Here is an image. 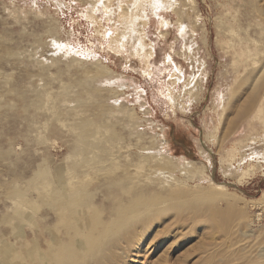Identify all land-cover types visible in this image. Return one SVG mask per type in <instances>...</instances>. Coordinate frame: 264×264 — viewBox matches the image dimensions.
I'll list each match as a JSON object with an SVG mask.
<instances>
[{
	"label": "rangeland",
	"instance_id": "374dc122",
	"mask_svg": "<svg viewBox=\"0 0 264 264\" xmlns=\"http://www.w3.org/2000/svg\"><path fill=\"white\" fill-rule=\"evenodd\" d=\"M161 1L0 0V264H264V0Z\"/></svg>",
	"mask_w": 264,
	"mask_h": 264
},
{
	"label": "bare ground",
	"instance_id": "6f19581e",
	"mask_svg": "<svg viewBox=\"0 0 264 264\" xmlns=\"http://www.w3.org/2000/svg\"><path fill=\"white\" fill-rule=\"evenodd\" d=\"M138 1H140V0H138ZM145 1H146V3H147V9H146V10L144 9L145 11H143L142 14H141V15L143 16V22H144V25H146V23H147L148 20L150 19V16H154V17H157V16H158V14H159L158 11H160V7H158V3H159V4H160V3L162 4V1H161V0H144V2H145ZM174 1H175V0H166V2H165V0H164V2H165V3H164V4H165V8H168V9H169V8H172V7L174 6L175 2H176V1H175V2H174ZM242 1H243V0H242ZM177 2L179 3V1H177ZM177 2H176V5H178ZM117 4H118V2H117ZM137 4H138V3L135 2L134 9H136ZM139 4H140V3H139ZM140 5H141V4H140ZM117 7H118V5H117ZM174 7H175V6H174ZM162 8H163V7H162ZM162 8H161V9H162ZM101 9H102V8H101ZM109 9H110V8H109ZM109 9H108V10H109ZM106 10H107V9H106ZM111 10H112V9H111ZM118 10H119V9H118ZM130 10H131V9H130ZM163 10H164V9H163ZM170 10H171V9H170ZM132 11H133V10H132ZM111 13H112V11H111ZM104 14H105V13H104ZM105 15H106V14H105ZM107 15H108V14H107ZM161 16H162V15H161ZM158 18H159V20L157 19V22L160 21V19H161L160 17H158ZM163 21H164V20H163ZM161 22H162V21H161ZM165 22H168V21H165ZM163 23H164V22H163ZM158 25H159V23H158ZM165 26H166V25H165ZM165 26H164V27H165ZM183 26H185V25H183ZM159 27H160V26H159ZM164 27H162V28H164ZM178 27H179V26H178ZM180 32H181V31H180ZM183 32H184V31H183ZM183 34H184V33H183ZM163 37H164V35H163ZM182 37H183V36H182ZM240 38H241V37H240ZM145 42H146V41H145ZM141 50H143V49L141 48ZM76 51H77V50H76ZM179 71H180V70H179ZM89 73H90V72H89ZM181 73H182V71H181ZM90 74H91V73H90ZM48 92H49V91H48ZM55 94H56V93H55ZM253 95H254V94H253ZM46 97H47V96H46ZM48 98H49V97H48ZM45 100H46V99H45ZM262 104H263V103H262ZM85 106H86V105H85ZM67 107H68V106H67ZM89 108H90V107H89ZM77 112H78V111H77ZM53 113H54V112H53ZM75 114H76V113H75ZM106 120H107V119H106ZM69 125H70V124H69ZM45 126H46V125H45ZM67 126H68V125H67ZM92 126H93V125H92ZM106 126H107V125H106ZM108 126H109V125H108ZM95 127H96V126H95ZM102 127H103V125H102ZM109 127H110V126H109ZM86 128H87V127H86ZM89 128H91V127H89ZM112 128H113V126H112ZM115 130H116V129H115ZM94 134H95V133H94ZM94 139H95V138H94ZM122 144H123V143H122ZM109 145H110V144H109ZM127 145H128V144H127ZM111 147H112V146H111ZM118 147H119V146H118ZM112 148H113V147H112ZM116 148H117V147H116ZM120 148H121V147H120ZM117 149H118V148H117ZM117 152H118V151H117ZM126 154H127V153H126ZM129 160H130V159H129ZM134 162H135V161H134ZM136 167H137V168H136L135 170L137 171V170H138V166H136ZM139 167H140V166H139ZM140 168H141V167H140ZM140 170H141V169H140ZM128 172H131V171H128ZM128 172H127V174H128ZM139 172L141 173V171H139ZM122 174H125V173H121V175L119 174L120 177H118V178H122V176H124V175H122ZM127 174H125V175H127ZM129 174H130V173H129ZM134 174H135V173H134ZM137 174H138V172H137ZM135 175H136V174H135ZM116 177H117V176H116ZM116 177H115V178H116ZM127 177H128V176H127ZM125 178H126V177H125ZM136 178L138 179V177H135V179H136ZM144 178H145V177H144ZM132 179H134V178H132ZM112 180L114 181L115 179H112ZM112 180H110V181H112ZM140 180H141V179H140ZM138 181H139V180H138ZM124 182H126V181H124ZM131 182H132V181H131ZM131 182H129V184H132V183H133V182H132V183H131ZM140 182H141V181H140ZM136 184H137V183H136ZM157 187H158V186H157ZM126 188H129V189H130V190H129V189L127 190V191H129V192H127L126 194H129L130 191H132V192L134 193V195H135L134 198H132V199L130 200V204H129V206H128V204L126 205V206H128L127 210H128L129 213H135V214H138V213H141L144 209H145L146 211H147L148 209H150V208H148V206L151 205V202H152V201H151L150 198L148 197L149 194H148V196L146 195V192H147V191H146L145 187L140 186V187L138 188V187H136V185H133V184H132L131 186L129 185V187H128V184H127ZM160 188H161V186H160ZM122 189H124V188H122ZM122 189H121V190H122ZM149 189H150V188H149ZM157 189H158V188H157ZM124 190H125V189H124ZM124 190H123V191H124ZM155 190H156V189H155ZM170 190H171V189H170ZM102 191H104V190H102ZM112 191L114 192L115 190L113 189ZM152 191H153V190H152ZM157 191H158V190H157ZM161 191H162V190H161ZM164 191H165V190H164ZM168 191H169V189H168ZM107 192H109V191H107ZM115 192H116V191H115ZM115 192H114V193H115ZM153 192L155 193V191H153ZM159 192H160V191H159ZM173 192H174V191L172 190V194H173ZM99 193H101V191H100ZM109 193H110V192H109ZM120 193H121V191H120ZM122 193H123V192H122ZM124 193H125V192H124ZM124 193H123V195H124ZM151 193H152V192H150V194H151ZM165 193H166V192H165ZM170 193H171V192L169 191V195L166 196V197H169V198H170V197H171V196H170ZM181 193L183 194L184 192H181ZM181 193H180L179 198H181ZM185 193H186V192H185ZM111 194H112V193H111ZM116 194H119V193L117 192ZM126 194H125V195H126ZM160 194H161V193H159V195H160ZM167 194H168V192H167ZM172 194H171V195H172ZM175 194L177 195L178 193L175 192ZM175 194H174V195H175ZM100 195H101V194H100ZM100 195H98L99 198H101ZM109 195H110V194H109ZM113 195L115 196V194H113ZM113 195H112V200L114 199ZM121 195H122V194H121ZM157 195H158V194H157ZM174 195H173V196H174ZM176 195H175V196H176ZM178 195H179V194H178ZM178 195L176 196L177 198H178ZM79 196H80V195H79ZM107 196H108V195H107ZM107 196H106V197H107ZM119 196H120V195H119ZM161 196H163V194H162ZM175 196H174V197H175ZM80 197H81V196H80ZM103 197H105V196H103ZM115 197H116V196H115ZM131 197H132V196H130L129 198H131ZM151 197H152V196H151ZM107 198H108V197H107ZM110 198H111V196H110ZM120 198H121V197H120ZM155 198H157V197H155ZM160 198H161V197H160ZM160 198H159V199H160ZM163 198H164V197H163ZM79 199H81V198H79ZM117 199H118V200H117ZM117 199H116V200H117L118 202L121 200V199H119L118 196H117ZM127 199H128V197H127ZM170 199H171V198H170ZM170 199H169V200H170ZM174 199H175V198H174ZM153 200H154V199H153ZM165 200H168V199H165ZM79 201H80V200H79ZM117 201H116V203H117ZM128 201H129V200H128ZM162 201H163V200H162ZM170 201H171V200H170ZM121 202H122V201H121ZM121 202H119V203H121ZM168 202H169V201H168ZM174 202H175V201H174ZM99 203H100V202H99ZM123 203H124V201L121 203L122 207H123V205L125 204V203H124V204H123ZM127 203H129V202H127ZM33 204H35V203H33ZM94 204H95V203H94ZM117 204H118V203H117ZM35 205H36V204H35ZM37 205H38V204H37ZM74 205H75V203H74ZM74 205H73V206H74ZM90 205H91V204H90ZM118 205H120V204H118ZM118 205H117V206H118ZM156 205H157V204H156ZM31 206H32V205H31ZM100 206H101V205H100ZM117 206H115L116 209H117ZM85 207H86V206H85ZM119 207H120V206H119ZM119 207H118V209H119ZM92 208H93V207H92ZM92 208H91V209H92ZM124 208H125V207H124ZM147 208H148V209H147ZM88 209H89V208H88ZM88 209H86V210H88ZM94 209H95V208H94ZM116 209H114V210L117 211ZM121 209H122V208H121ZM121 209H120V210H121ZM59 210H61V209H59ZM120 210H119V211H120ZM34 211H35V210H34ZM66 211H67V210H66ZM95 211H96V210H95ZM99 211H100V210H99ZM99 211H98V212H99ZM62 212H63V215H64L65 212H64L63 210H62ZM82 212H83V211H82ZM93 212H94V211H93ZM96 212H97V211H96ZM98 212H97V213H98ZM101 212L103 213L102 210H101ZM113 212H114V211H113ZM59 213H60V212H59ZM97 213H96V214H97ZM116 213H117V215L114 213L115 216H116V218H114V216H113V218L115 219V221L119 222V221H121L122 219H124L123 216H118V213H119L118 211H117ZM96 214L94 215V217L97 216V220H95V221H97V223H99L100 220H101V218H100V212H99V215H98V214L96 215ZM114 214H111V215H114ZM59 215H60V214H59ZM79 215H80V214H79ZM90 215H91V214H90ZM92 215H93V213H92ZM92 215H91V216H92ZM108 215H109V214H108ZM120 215H121V214H120ZM124 215L126 216V215H127V212H126V214H124ZM64 216H65V215H64ZM80 216H82V215H80ZM91 216H90V218H91ZM59 218H61V215L59 216ZM59 218H58V219H59ZM62 218H63V216H62ZM98 218H99V222H98ZM63 219H64V220H62V223H63V222L65 223L66 220H65V218H63ZM66 219H67V218H66ZM111 219H112V218H111ZM44 220H45V219H44ZM72 220H74V219H72ZM72 220L70 219L69 221L72 222ZM91 220H92V219H91ZM93 220H94V219H93ZM59 221H61V220H59ZM103 221H104V220H103ZM112 221H114V220H112ZM115 221H114V222H115ZM109 222H110V221H109ZM114 222H113V223H114ZM153 222H154V221H153ZM56 223H57V222H56ZM64 223H63V224H64ZM66 223H68V222H66ZM100 223H101V224H102V223H105V221H104V222H100ZM110 223H111V222H110ZM110 223H108V227H109V225H112V224H110ZM151 223H152V220H151V221L148 220L147 222H145V223L143 224V227L146 228V227L150 226ZM57 224H60V222L57 223ZM91 224H92V223H91ZM101 224H100V225H101ZM56 226H57V225H56ZM58 226H59V225H58ZM90 226H91V225H90ZM96 226H98V224H97ZM96 226H94V228H95ZM101 226L104 227L103 225H101ZM113 226H115V224H113L112 227H113ZM118 226H119V225H118ZM219 226H220V225H219ZM53 227H54V228H53ZM91 227H92V226H91ZM91 227H90V228H91ZM98 227H99V226H98ZM102 227H101V228H102ZM106 227H107V221H106ZM112 227H111V228H112ZM115 227H116V226H115ZM115 227H114V229H115ZM51 228L56 229V230H53V231H54V232L56 231V232H57L56 234H59V233H58V231H59V230H58V227L56 228L55 225H54V226H51ZM51 228H50V229H51ZM77 228H78V227H76V229H77ZM99 228H100V227H99ZM101 228H100V229H101ZM109 228H110V227H109ZM111 228H110V229H111ZM148 228H149V227H148ZM33 229H34V228H33ZM33 229L31 230V232L33 231ZM47 229H49V227H48ZM91 229H93V228H91ZM91 229H90V230H91ZM100 229H99V230H100ZM102 229H103V228H102ZM102 229H101V230H102ZM146 229H147V228H146ZM57 230H58V231H57ZM66 230H67V229H66ZM66 230H65V231H66ZM69 230H71V229H68V231H69ZM72 230H73V229H72ZM72 230H71V231H72ZM78 230H79V235H78V238H77L78 240H75L74 237H73V242H75L76 244L79 245V241H81V239H82V233H83V235H84V232L81 231V228H80V227H79ZM88 230H89V229H88ZM93 230H94V229H93ZM95 230H97V228H95ZM99 230H98V231H99ZM103 230H105V229H103ZM103 230H102V231H103ZM111 230H112V229H111ZM111 230H110V232H111ZM63 231H64V230H63ZM75 231H77V230H75ZM91 231H92V230H91ZM91 231H90V232H91ZM105 231H106V230H105ZM107 231L109 232V230H107ZM54 232H53V233H54ZM72 232L74 233V231H72ZM81 232H82V233H81ZM32 233H33V232H32ZM34 233H35V232H34ZM60 233H61V232H60ZM64 233H66V232H64ZM80 233H81V234H80ZM85 233H86V234H85L84 236L86 237L87 232H85ZM93 233H94V231H93ZM96 233H97V232H96ZM99 233H100V231H99ZM103 233H104V232H103ZM105 233H106V232H105ZM39 234H40V233H39ZM39 234L36 235V233H35V234H33V235H36L37 237H36V236H35V237L39 239V236H40ZM43 234H44V233H43ZM66 234L70 235L69 232L66 233ZM76 234H77V232H76ZM76 234H75V235H76ZM25 235H26V234H25ZM25 235H24V236H25ZM28 235H31V236H32V234H28ZM38 235H39V236H38ZM61 235L63 236L62 233H61ZM90 235H92V234L90 233ZM96 235H98V233H97ZM100 235H103V234L101 233ZM106 235H107V234H106ZM20 236H21V234H20ZM31 236H30V237H31ZM54 236H55V233H54ZM62 236H61V237H62ZM66 236H67V235H66ZM79 236H80V239H79ZM87 236H88V235H87ZM94 236H95V235H93V237H94ZM104 236H105V235H104ZM138 236H139V235H138ZM21 237H22V236H21ZM45 237H46V236H45ZM88 237H89V236H88ZM96 237H97V236H96ZM58 238H59V236H58ZM64 238H65V237H64ZM86 238H87V237H86ZM90 238H92V237L90 236ZM98 238H99V237H98ZM19 239H20V238H19ZM19 239H18V240H19ZM22 239H23V238H22ZM60 239H62V238H60ZM60 239H59V240H60ZM83 239H84V238H83ZM88 239H89V238H88ZM103 239H104V238H102L101 240L99 239V240L102 241ZM128 239H130V237H128ZM43 240H45L44 237H43ZM64 240H65V239H64ZM66 240H67V239H66ZM69 240H70V239H69ZM69 240H68V241H69ZM34 241H35V242H33V243H36L37 239L34 240ZM61 241H62V240H61ZM83 241H85V240H83ZM91 241H92V240H91ZM94 241H95V240H94ZM97 241H98V240H97ZM100 241H98V243H99ZM20 242H21V239H20ZM38 242H39V241H38ZM49 242H51V241L49 240L48 243H49ZM56 242H57V241H56ZM59 242H60V241H59ZM64 242H65V241H64ZM64 242H62L63 248H64V245H66L65 243H67V242H65V243H64ZM92 243H93V242H92ZM31 244H32V243H31ZM38 244L40 245V243H38ZM38 244L36 243V246H38ZM43 244H44V243H43ZM93 244H96V243H93ZM41 245H42V244H41ZM44 245H45V244H44ZM62 245H60V246H62ZM99 245H100V244H99ZM20 246H21V245H20ZM42 246H43V245H42ZM42 246H41V248H42ZM71 246H72V245H71ZM49 247H52V245L49 246ZM82 247H83V249H87V248H88V245L85 244V245L82 246ZM34 248H36V247L34 246ZM45 248H46V247H45ZM47 248H48V247H47ZM47 248H46V249H47ZM92 248H93V247H92ZM99 248H100V247H99ZM14 249H15V252L18 251V250H16L17 248L14 247ZM36 249H38V248H36ZM48 249H49V248H48ZM100 249H101V248H100ZM40 250H41V249H40ZM49 250H50V249H49ZM56 250H57V249H56ZM61 250H62V248L60 249V251H61ZM26 251H27V250H26ZM32 251H34V249H32ZM35 251H36V250H35ZM58 251H59V250H58ZM71 251H73V250H71ZM56 252H57V251H56ZM16 253H17V252H16ZM18 253H19V252H18ZM18 253H17V254H18ZM34 253H35V252H34ZM57 253H61V252H57ZM57 253H56V254H57ZM69 253H70V252H69ZM71 253H72V252H71ZM73 253H74V252H73ZM24 254H25V253H24ZM27 254H28V253H27ZM54 254H55V253H54ZM56 254H55V255H56ZM14 255H15V253L13 252V255H12V256H14ZM21 255H22V254H21ZM59 255H60V254H59ZM15 256H16V255H15ZM15 256H14V257H15ZM17 256H18V255H17ZM17 256H16V257H17ZM26 256H28V255H26ZM29 256H30V255H29ZM60 256H61V255H60ZM60 256L57 257V259L60 258ZM14 257H12V258L14 259ZM78 257H79V255H78V256H74V260H73V261H78V259H79ZM34 258H35V257H34ZM10 259H11V258H10ZM30 260H31V259H30ZM30 260H29V261H30ZM35 260H36V258H35ZM37 260H38V259H37ZM39 260H40V259H39ZM39 260H38V261H39ZM70 260L72 261V258H71ZM30 262H31V261H30ZM35 262H37V261H34V263H35ZM42 262H43V261H42ZM31 263H33V262H31ZM36 264H38V262H37Z\"/></svg>",
	"mask_w": 264,
	"mask_h": 264
}]
</instances>
